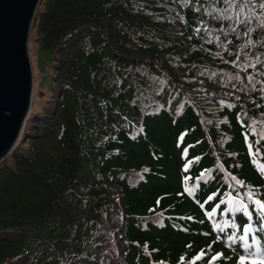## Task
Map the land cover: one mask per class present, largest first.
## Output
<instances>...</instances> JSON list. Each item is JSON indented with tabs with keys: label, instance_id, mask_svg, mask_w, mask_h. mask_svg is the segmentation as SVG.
Masks as SVG:
<instances>
[{
	"label": "trees",
	"instance_id": "1",
	"mask_svg": "<svg viewBox=\"0 0 264 264\" xmlns=\"http://www.w3.org/2000/svg\"><path fill=\"white\" fill-rule=\"evenodd\" d=\"M262 2L43 0L32 131L0 168V264H191L201 251L196 264H237L229 185L264 192L248 153L251 141L264 165ZM237 13L249 19L233 32Z\"/></svg>",
	"mask_w": 264,
	"mask_h": 264
},
{
	"label": "water",
	"instance_id": "2",
	"mask_svg": "<svg viewBox=\"0 0 264 264\" xmlns=\"http://www.w3.org/2000/svg\"><path fill=\"white\" fill-rule=\"evenodd\" d=\"M43 0H0V165L25 134L34 102L29 43Z\"/></svg>",
	"mask_w": 264,
	"mask_h": 264
},
{
	"label": "snow or ice",
	"instance_id": "3",
	"mask_svg": "<svg viewBox=\"0 0 264 264\" xmlns=\"http://www.w3.org/2000/svg\"><path fill=\"white\" fill-rule=\"evenodd\" d=\"M224 3L228 5L229 9H235L237 4L240 3V0H224ZM255 4L256 0H243V4L240 5V7L242 9L248 8L250 5L255 7ZM260 7L264 8V2L260 4ZM227 10L228 9L220 10V18L232 20L233 18L231 15H224ZM197 11H199V9H197ZM248 19L247 15H245L244 19H240V14L237 13L235 20L236 27H234L232 31L235 32L236 28H238L240 24L247 22ZM197 32H199V29H197ZM245 35H247V33H245ZM216 39L219 41L220 37L217 36ZM229 43H231V41H229ZM249 66L255 67V65H244L243 70L247 71ZM239 79V76L228 77L229 82ZM247 79L249 83H252L253 77L251 75H249ZM233 87H235V85H233ZM251 91H256L254 84ZM252 103H255V101L253 100ZM257 107H259V105H257ZM243 115H246V112L243 113ZM240 122L242 125L244 124L243 120ZM255 123H257V121H253V125ZM251 134L254 136L257 135L254 126L251 129ZM261 135H264V133ZM245 139H248L247 135ZM255 143L259 146L261 141L257 139ZM248 153L253 157L254 166L260 171L261 175H264V165L257 163L256 159L257 155H259V147H257V150L254 152L253 143L249 141ZM232 179L236 180L235 177H232ZM241 189H245V183L236 180L234 187L229 185V191L227 193L232 197L230 201L226 202L227 211L223 212V215L227 218L224 227L231 229L226 237L227 247L238 255L237 264H264V198H262L264 197V192L256 191L251 185H249L245 191H241ZM157 203H159V201ZM218 209H221L220 203L214 204L213 211L208 212V216L211 218L213 215H218ZM237 214H240L241 218L245 221L243 225L238 223L236 219H233L237 217ZM216 231L221 233L223 228H216ZM235 245H239V249H237ZM189 247H191V245H189ZM205 255L206 253L201 251L192 258L191 264H196L197 260L204 259ZM222 258H224L223 252H219L211 257L208 264H216V262ZM183 259L182 257L181 264H183ZM159 264H165V262L161 260Z\"/></svg>",
	"mask_w": 264,
	"mask_h": 264
},
{
	"label": "rangeland",
	"instance_id": "4",
	"mask_svg": "<svg viewBox=\"0 0 264 264\" xmlns=\"http://www.w3.org/2000/svg\"><path fill=\"white\" fill-rule=\"evenodd\" d=\"M40 42H41V39L38 37V32L37 31L32 32L30 43H29V52L31 55L35 80L38 74L41 72V70L44 67V58L46 54V52L41 48ZM34 89H35V86H34ZM30 121L31 120L29 119L28 125L26 126L27 131L29 130L32 131V125ZM25 134H26V131H25Z\"/></svg>",
	"mask_w": 264,
	"mask_h": 264
},
{
	"label": "clouds",
	"instance_id": "5",
	"mask_svg": "<svg viewBox=\"0 0 264 264\" xmlns=\"http://www.w3.org/2000/svg\"><path fill=\"white\" fill-rule=\"evenodd\" d=\"M34 93H35V89H34ZM34 98H35V94H34ZM34 103V102H33ZM32 113H33V107H32ZM32 115V114H31ZM31 115H30V117H31ZM30 117H29V119H30ZM26 131V130H25ZM2 165V164H1ZM1 165H0V168H1Z\"/></svg>",
	"mask_w": 264,
	"mask_h": 264
}]
</instances>
